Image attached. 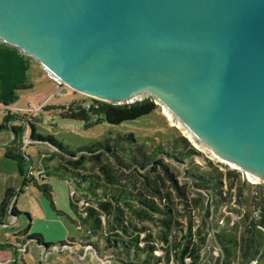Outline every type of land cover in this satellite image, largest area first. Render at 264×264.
I'll use <instances>...</instances> for the list:
<instances>
[{
	"label": "rangeland",
	"instance_id": "1",
	"mask_svg": "<svg viewBox=\"0 0 264 264\" xmlns=\"http://www.w3.org/2000/svg\"><path fill=\"white\" fill-rule=\"evenodd\" d=\"M41 68L31 63L27 75L35 87L14 98L10 105L11 109L21 111V116L28 112L24 117L37 123L39 133L53 134L71 149L118 134L133 133L148 151L161 148L158 158L168 174H162V190L156 193L152 187L143 188L144 171L136 175L127 171L123 176L117 166L110 172L87 165L81 173L93 176V182L101 187L95 195L86 193L69 177L56 176L54 169L60 168L61 162L59 158L50 160L55 150L45 143L32 142L25 122L14 119L11 125L20 134L11 158L0 157V204L7 188L18 189L25 177H34L54 188L56 206L63 212L71 208L69 198L76 201L82 217H85L86 208L95 209L102 230L92 236L90 225L74 213H68L74 222L52 218L46 198L29 186L17 198V207L22 213L17 218L6 214L0 225V264H156V257L162 260L161 264H180L177 257L188 243L195 255L188 256L185 264H264V226L259 223L264 219V181L251 180L249 173L236 170L214 156L185 127L174 126V121L165 114L167 109L159 104L151 115L121 125H111L104 120L93 124L103 118L99 111L83 113L82 117L87 120L82 122L63 119L57 110L39 109L40 104L68 105L95 100L67 86H63L65 94L59 95L57 85L41 76ZM1 96L0 88V120L3 121L1 110L5 101ZM10 102L11 99L5 105ZM10 135L9 130H2L0 139ZM190 152L193 153L189 156ZM230 171L238 173L237 179L226 178ZM192 175L203 176L212 181L211 184L219 183V187L215 191L197 188L198 181ZM183 187L187 191L185 195L180 193ZM101 190H105V194ZM122 191L127 195L123 200L111 197ZM140 192L153 200L161 212L149 210L141 203ZM139 211L147 217L138 216ZM27 215L32 216V221ZM163 220L170 222L169 228ZM35 232L53 245L31 239L30 235ZM189 233L191 238L186 237ZM166 235L167 242L163 240ZM120 236L124 240H118ZM135 236L140 238L139 249L149 244L154 251L144 254L130 249L127 240ZM221 237L228 243H222ZM107 238L117 241L116 245H109Z\"/></svg>",
	"mask_w": 264,
	"mask_h": 264
},
{
	"label": "water",
	"instance_id": "2",
	"mask_svg": "<svg viewBox=\"0 0 264 264\" xmlns=\"http://www.w3.org/2000/svg\"><path fill=\"white\" fill-rule=\"evenodd\" d=\"M0 42L95 100L155 98L264 181V0H0Z\"/></svg>",
	"mask_w": 264,
	"mask_h": 264
},
{
	"label": "trees",
	"instance_id": "3",
	"mask_svg": "<svg viewBox=\"0 0 264 264\" xmlns=\"http://www.w3.org/2000/svg\"><path fill=\"white\" fill-rule=\"evenodd\" d=\"M89 105V107L87 106ZM159 108V105L156 103L155 98L147 95L143 96L142 99H138L134 102L124 103V104H113L107 103L99 100H92L91 103H71L68 105H60L56 107H43V110H57L59 111L60 117L63 119H71L78 121H86L87 119L82 117V114L85 112L99 111L103 114V118L98 120V122L93 124H99L100 121L104 120L111 125H121L126 122L135 121L142 117H146L154 113ZM14 119H22L26 126L30 130V139L34 143H45L50 148L55 150V153L52 154L50 160L59 158L61 165L60 168H55L54 171L58 176L69 177L74 183L77 184L78 189L90 194H96L99 190L98 188L101 185L96 182L94 183V177L91 175H84L81 173L83 169L89 165L92 168H97L100 170L114 171L115 166L120 169L121 174L124 176L127 171H131L134 175L138 174L140 171L146 173L145 181L143 182V188L146 189V186L152 187L156 193H159L162 190V184L164 178L163 173L168 174V169L162 164V160L158 158V154H161V148H157L153 151H148L144 145H140L137 142L136 136L133 133L126 135L118 134L114 137H107L103 141H98L94 144L88 146H82L76 149H71L68 145H65L63 142L56 139L53 134L43 135L37 130V123L32 120H28L24 116L7 114L4 116L2 124L0 125V132L2 130H13L16 137H19V130L12 127V122ZM86 125V126H91ZM193 152H190L188 155H192ZM10 152L7 153V156L10 157ZM168 154V153H167ZM238 173L236 171H230L226 174V178L229 180L237 179ZM172 178V176H170ZM196 177L198 184L197 188L204 190L215 191L219 187V183H212L210 180H206L205 177H200L197 175H192V178ZM174 181V179H172ZM32 186L37 189L42 195L46 198L49 203L50 209L52 212L60 218H65L66 220H71L72 222L75 219L68 214L58 209L54 200L55 191L54 188L48 183H40L34 177L24 178L20 188H7L5 190V195L2 203L0 204V225L3 224V218L6 214L12 216H17L22 212L17 207V198L20 194L25 192V188ZM105 194V190H101ZM186 189L183 187L180 189L182 195L186 194ZM138 199L143 203L149 210L159 211L160 208L157 207L153 200H149L144 193L140 192L138 194ZM115 195L112 194L111 197L117 201L123 200L124 196H127L125 192H118ZM16 202L15 204H12ZM217 202V201H216ZM12 207L10 209V206ZM108 206V204L104 205ZM70 207L76 216L80 218L85 224H89L91 229L89 232L92 236H96L100 233L101 221L99 215L96 213L95 209L86 208L85 217L80 215V210L74 199H70ZM171 214V212L169 213ZM32 221V216L27 215ZM138 216H146V213L139 211ZM264 218V213H262ZM167 228L170 227V222L163 220ZM264 226V219L260 222ZM80 226H85L81 224ZM31 229V226L29 227ZM187 238H191V233L186 235ZM31 239H36L40 243L51 246L53 242H45V238L41 233H32L30 235ZM123 236H120L118 240H124ZM167 235L163 237V240L167 242ZM222 243H228L224 238H220ZM106 241L108 244L116 245L117 241L114 239L107 238ZM139 236L131 237L127 240L128 247L138 249V251L146 254L148 251L153 252L154 249L151 245L146 244L142 249H139ZM251 246V241L249 247ZM91 250H94L91 247ZM195 255V251L190 248L189 243L183 248L180 252L177 260L180 261V264H185V259L188 256ZM193 255V256H194ZM197 258V257H196ZM156 264H161L162 260L155 258Z\"/></svg>",
	"mask_w": 264,
	"mask_h": 264
},
{
	"label": "crops",
	"instance_id": "4",
	"mask_svg": "<svg viewBox=\"0 0 264 264\" xmlns=\"http://www.w3.org/2000/svg\"><path fill=\"white\" fill-rule=\"evenodd\" d=\"M32 62L33 64H36L38 68H41V66L36 61H34L33 59L25 55L23 52H21L17 48L0 42V88L2 89V94H3V96L1 97H4V101H5L3 104V109L1 110V113H3L4 116L7 115L6 113H8L9 111L11 113H14V111H16L10 108V105L14 103V100H13L14 98H18L22 96V94H24V91L33 89L35 87L31 78L27 75L28 72L30 71ZM41 70H42L41 76L43 78H46L47 80L54 82L48 76L47 71H45L43 68H41ZM57 89H59L58 86H57ZM12 91H13V94H11ZM50 96H51V93H50ZM10 99H11L10 104L5 105V103H9ZM43 105L44 104H40V108L39 107L37 108L43 109L44 106L56 107V106H60L63 104H58V105H50V104L46 105L45 104L44 106ZM31 112H37V110H32ZM24 113L26 115L28 112H24ZM19 115L20 116L22 115L21 112L19 113ZM9 131L11 134L10 137L6 136L0 139V157L4 158L5 160L9 159V157L7 156V153L8 152L12 153L16 149L15 144L19 138V137H16V135L14 134V132H12L11 129ZM56 176L61 178V176H58V175ZM69 202H70V198H69ZM69 210H66V212L73 214L72 208H70ZM50 216L54 219L61 220V218L55 215L53 212L50 213Z\"/></svg>",
	"mask_w": 264,
	"mask_h": 264
},
{
	"label": "built area",
	"instance_id": "5",
	"mask_svg": "<svg viewBox=\"0 0 264 264\" xmlns=\"http://www.w3.org/2000/svg\"><path fill=\"white\" fill-rule=\"evenodd\" d=\"M48 76L56 83V85L59 87V89H58V93H59V95H64L65 93L63 92V90H62V88H63V86H65L57 77H55L54 75H52V74H50V73H48ZM62 91V92H61ZM142 97L143 96H140L139 98L140 99H142ZM138 98V99H139ZM137 99V100H138ZM136 101V100H135ZM134 102V101H133ZM88 107H89V105H87ZM21 111H14V113H11L10 111L8 112V113H6V114H15V115H19V113H20ZM23 116H25V115H23ZM2 124V120H0V125ZM26 142H28V139H26L25 140Z\"/></svg>",
	"mask_w": 264,
	"mask_h": 264
},
{
	"label": "bare ground",
	"instance_id": "6",
	"mask_svg": "<svg viewBox=\"0 0 264 264\" xmlns=\"http://www.w3.org/2000/svg\"><path fill=\"white\" fill-rule=\"evenodd\" d=\"M166 109V108H165ZM166 111V115L168 116V118L170 119V120H172V121H174V126H176V127H180V126H182V127H184L180 122H178L176 119H174L175 117L168 111V110H165ZM186 129V128H185ZM191 136H192V134L190 133V132H188ZM213 153V152H212ZM213 155L214 156H216L214 153H213ZM224 162H226V161H224ZM227 164H230V163H228V162H226ZM232 167H234V168H237L236 166H234V165H232V164H230ZM252 176V178H251V180H256V179H259V178H257V177H255V176H253V175H251Z\"/></svg>",
	"mask_w": 264,
	"mask_h": 264
}]
</instances>
